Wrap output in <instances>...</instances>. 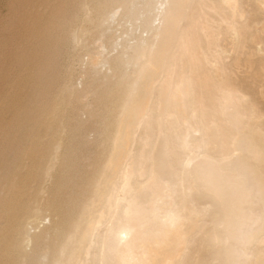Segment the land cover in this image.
<instances>
[{"label":"rangeland","instance_id":"rangeland-1","mask_svg":"<svg viewBox=\"0 0 264 264\" xmlns=\"http://www.w3.org/2000/svg\"><path fill=\"white\" fill-rule=\"evenodd\" d=\"M122 1L0 0V264L47 261L38 236L51 240L57 193L73 199L57 184L67 165L72 185L106 168L98 264H135L134 253L117 255L129 207L146 248L166 264H264L263 0H155L145 33L132 15L143 7ZM78 27L87 32L81 44L72 40ZM98 54L107 62L93 67ZM55 136L61 164L39 180ZM207 161L236 182L221 199L197 169ZM40 185L38 222L18 211L33 243L7 259L9 205L23 207ZM78 230L61 264L94 263L98 240ZM164 238L178 242L176 254Z\"/></svg>","mask_w":264,"mask_h":264},{"label":"bare ground","instance_id":"bare-ground-1","mask_svg":"<svg viewBox=\"0 0 264 264\" xmlns=\"http://www.w3.org/2000/svg\"><path fill=\"white\" fill-rule=\"evenodd\" d=\"M136 1H137V6H141L143 8L139 10L137 13L133 11L134 14L132 15L134 16L135 23H138L139 26L143 25L145 27L143 31V33H145L147 19L148 17L152 15L150 11V7H153L155 0H136ZM226 1L229 2L230 0H226ZM129 2L130 0L122 1L123 4H127V3L129 4ZM263 5H264V0H263ZM113 16H115V11L112 12L111 15H109V17H113ZM139 20H141V22H139ZM86 36H87V32H86L85 27H80V28L78 27L72 33V40L75 42H78L79 44L80 43L79 41L84 40ZM100 46H101V49H104L105 47L103 43H101ZM132 50L136 51V48H133ZM100 53L103 54L102 52ZM101 57L102 56H100V54L96 55L95 58L93 57L94 59L91 60L92 62L90 61L93 67L97 65L100 66L101 63L103 64V62H107V60L101 59ZM197 84H198L199 89L201 90V86L199 85V82ZM67 89H74V87L73 85L71 86L68 84L64 87L63 91ZM51 111H52L51 115L53 119L55 120L56 119L55 116L57 115L58 108L54 105ZM58 120H62V119H56V121ZM62 146H63V139L61 137L55 136L53 143L51 145V148H50V153L48 154L46 158H44V163H42L39 166V168L36 170V172L34 173L37 179L43 180L46 178V179L51 180L53 178L54 169L59 164H61L60 162L61 158H60L59 153H60V149L62 148ZM107 161L108 160H106V162ZM106 162L104 161V163ZM71 169L72 167H70V165H67V168L61 171L57 184L60 186V189L61 188L63 189L71 188L74 191L73 199L72 200L65 199L64 193L63 194L60 193L61 191L57 193L55 198L48 205L49 211L53 218V223H54L53 230H52L51 237H50L51 240L50 241L48 240V235L46 232H45L46 234L43 233L40 236H38L39 240L45 241V243L42 245L45 252L41 254L40 257L42 256L46 257L48 255L49 258L45 262V261H42L41 258L39 257L37 258L34 257L31 259L30 263L61 264L64 256L68 253V250L71 248V245H72V243L70 242L71 235L75 232H79L78 227H80L81 229L87 228L90 230L89 232L90 239L94 238L98 240V244L96 245L95 253H94L95 260L93 263V264H98V250L101 247V233H99V226L106 222V206L103 205V203L106 202V200L104 199L103 196L99 194V184L102 181L101 179L102 175H100V172L105 171L106 168L102 169L99 165L93 167L94 173L90 174L92 177L89 180H87L85 183L79 184V185L78 184L72 185V183L69 181V178L72 172ZM197 169L200 170L202 175L206 178V184H207L208 190L214 192L217 196L220 197V199L224 197L223 192L225 188H227L229 183H231L232 185L236 183L232 179V177L224 171V169L214 165V163H211L209 161L198 164ZM126 184L130 188L132 187L129 181V178L126 181ZM43 191H44V186L40 185L36 189V192H35V195L32 201L24 203L23 207H21V205L16 200L13 201L12 204L9 205V208L14 213V216H13L14 223L12 226L13 235H11V241L9 240V246L7 249V259L14 257L13 255L18 256V254L16 253H19L18 251H20L23 245L29 246L33 243V240L31 237H29L28 235L27 236L21 235L23 231L24 219L22 218V216H20V213H18V211L19 209L20 210L22 209L23 214L28 213L29 214L28 220L30 219V222L39 220V215L42 212V208L39 206V204L37 205V203L35 205V202H37V199L35 197H36V194L39 195ZM235 196H236V193H233L231 195L232 198H234ZM32 203H33V206H31ZM158 223H159L160 229L166 233V236L168 235L166 237L168 238L170 235L172 222L168 220L167 216H163L159 220ZM230 226H232L231 223H230ZM118 232L121 236V241H122L120 242V245L117 248L118 260L123 262V260L128 258V255L130 253H134L137 259L136 261L134 260L135 264H166L165 258L160 256L161 254L159 251H157V249L155 251L149 248L150 246L146 248L147 244H146V241H144L145 239L142 241L140 238V235L142 232H141L140 222L138 223L137 213L133 209H130V207L127 209L126 214H124V223L119 227ZM14 235H20V238L19 239L18 237L13 238ZM231 237L234 238V235L231 234ZM163 242L166 244L172 243L171 247H172L173 252H175L174 254H176L179 251V245L176 240L169 238V240L165 239L163 240ZM35 243H36V240H35ZM138 244H140V246H138Z\"/></svg>","mask_w":264,"mask_h":264}]
</instances>
